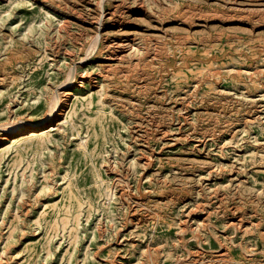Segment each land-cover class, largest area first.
<instances>
[{"label":"rangeland","instance_id":"374dc122","mask_svg":"<svg viewBox=\"0 0 264 264\" xmlns=\"http://www.w3.org/2000/svg\"><path fill=\"white\" fill-rule=\"evenodd\" d=\"M0 264H264V0H0Z\"/></svg>","mask_w":264,"mask_h":264},{"label":"bare ground","instance_id":"6f19581e","mask_svg":"<svg viewBox=\"0 0 264 264\" xmlns=\"http://www.w3.org/2000/svg\"><path fill=\"white\" fill-rule=\"evenodd\" d=\"M65 26H66V21H64V23H63V28H65ZM91 40H92L91 44H93V46L91 48L90 53H92L94 50L98 51L100 49V47L102 46V37L99 34V32H96L95 35L92 36ZM93 54H91V55H93ZM72 71L73 70H70V72H69V74H71L70 79H73V77H74V71L73 72ZM67 93H68L67 95H70L71 92H67ZM40 95L45 96L46 100L49 102V107H48V110L46 112V116H49L48 120L51 121L53 119V117H56V116L58 117V115L60 114L59 111L61 110V108H63L65 106V102L63 100H61L59 93L58 92H56L55 94L52 93L51 97H50V96H47L48 90L44 89V90L40 91ZM48 98H49V100H48ZM47 122H44V123H42L41 121L14 122L13 126L8 127L7 128L8 130H6V131L4 130L5 131L4 139L6 141H8V140L11 141L12 137L18 138L22 134H31V133L35 132L36 130L44 129V128H46ZM31 135H33V134H31ZM17 141H18L17 139L13 140L12 144L17 143Z\"/></svg>","mask_w":264,"mask_h":264}]
</instances>
